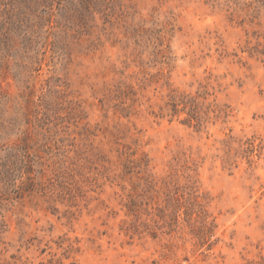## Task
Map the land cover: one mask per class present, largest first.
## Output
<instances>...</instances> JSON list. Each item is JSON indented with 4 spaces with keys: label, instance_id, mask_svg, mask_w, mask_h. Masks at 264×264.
I'll return each mask as SVG.
<instances>
[{
    "label": "rangeland",
    "instance_id": "374dc122",
    "mask_svg": "<svg viewBox=\"0 0 264 264\" xmlns=\"http://www.w3.org/2000/svg\"><path fill=\"white\" fill-rule=\"evenodd\" d=\"M0 264H264V0H0Z\"/></svg>",
    "mask_w": 264,
    "mask_h": 264
},
{
    "label": "trees",
    "instance_id": "16d2710c",
    "mask_svg": "<svg viewBox=\"0 0 264 264\" xmlns=\"http://www.w3.org/2000/svg\"><path fill=\"white\" fill-rule=\"evenodd\" d=\"M189 114H190V120H196L197 123L199 122L198 115H196V106L190 107Z\"/></svg>",
    "mask_w": 264,
    "mask_h": 264
}]
</instances>
